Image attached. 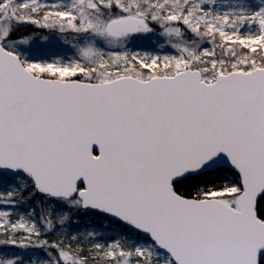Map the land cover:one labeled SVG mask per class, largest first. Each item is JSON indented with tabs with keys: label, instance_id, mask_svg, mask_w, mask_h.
Here are the masks:
<instances>
[{
	"label": "snow or ice",
	"instance_id": "snow-or-ice-1",
	"mask_svg": "<svg viewBox=\"0 0 264 264\" xmlns=\"http://www.w3.org/2000/svg\"><path fill=\"white\" fill-rule=\"evenodd\" d=\"M28 26L73 55L30 56ZM152 35L173 51L129 47ZM7 247L0 264H264V0H0Z\"/></svg>",
	"mask_w": 264,
	"mask_h": 264
},
{
	"label": "rangeland",
	"instance_id": "rangeland-1",
	"mask_svg": "<svg viewBox=\"0 0 264 264\" xmlns=\"http://www.w3.org/2000/svg\"><path fill=\"white\" fill-rule=\"evenodd\" d=\"M35 31L29 35L31 40L29 44L22 45V49L27 50L30 56L36 59H47L51 60L56 57H61L64 59L70 58L73 55L74 49L71 47L70 43H67L66 40H69L70 37L61 35L59 33L49 32L48 30H41L35 28ZM163 43V40L158 38L156 35H152L146 38H138L132 44L129 45L133 50H148V51H160L162 54L172 52L167 46L164 49H160L159 45ZM85 224H82L83 228L89 221H85ZM72 228V226H71ZM73 230L76 228H72ZM55 238L54 235H50L49 239ZM5 253L19 252V249L7 247L0 249Z\"/></svg>",
	"mask_w": 264,
	"mask_h": 264
},
{
	"label": "trees",
	"instance_id": "trees-1",
	"mask_svg": "<svg viewBox=\"0 0 264 264\" xmlns=\"http://www.w3.org/2000/svg\"><path fill=\"white\" fill-rule=\"evenodd\" d=\"M35 31V29L31 26L28 27H21L17 33L18 36H29L31 35L33 32ZM86 220L85 219H81L80 224L79 225H72V228H79L81 227L82 224H85Z\"/></svg>",
	"mask_w": 264,
	"mask_h": 264
}]
</instances>
